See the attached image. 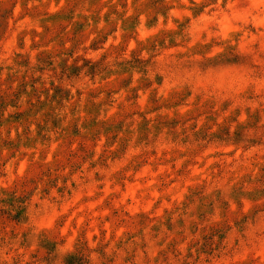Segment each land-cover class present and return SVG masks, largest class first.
I'll use <instances>...</instances> for the list:
<instances>
[{"label":"rangeland","instance_id":"rangeland-1","mask_svg":"<svg viewBox=\"0 0 264 264\" xmlns=\"http://www.w3.org/2000/svg\"><path fill=\"white\" fill-rule=\"evenodd\" d=\"M0 264H264V0H0Z\"/></svg>","mask_w":264,"mask_h":264}]
</instances>
